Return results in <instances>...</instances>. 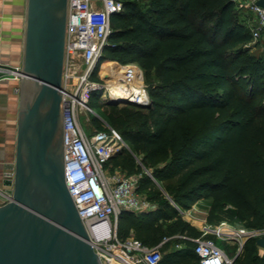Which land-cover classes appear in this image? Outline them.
Segmentation results:
<instances>
[{
	"label": "trees",
	"instance_id": "obj_1",
	"mask_svg": "<svg viewBox=\"0 0 264 264\" xmlns=\"http://www.w3.org/2000/svg\"><path fill=\"white\" fill-rule=\"evenodd\" d=\"M120 1L93 79L105 65L138 64L149 103L121 107L96 90L89 104L129 147L106 166L139 174L138 193L156 208L123 210L117 236L150 247L167 238L157 264H201L192 239L202 233L183 218L201 199L210 224L264 228V61L251 54L249 15L232 0ZM235 263L264 264L257 239L244 241Z\"/></svg>",
	"mask_w": 264,
	"mask_h": 264
},
{
	"label": "water",
	"instance_id": "obj_2",
	"mask_svg": "<svg viewBox=\"0 0 264 264\" xmlns=\"http://www.w3.org/2000/svg\"><path fill=\"white\" fill-rule=\"evenodd\" d=\"M257 5L264 8V0ZM68 14L69 0H27L15 162L6 167L14 168L13 196L0 205V264H103L65 179ZM257 245L264 249V237Z\"/></svg>",
	"mask_w": 264,
	"mask_h": 264
},
{
	"label": "built area",
	"instance_id": "obj_3",
	"mask_svg": "<svg viewBox=\"0 0 264 264\" xmlns=\"http://www.w3.org/2000/svg\"><path fill=\"white\" fill-rule=\"evenodd\" d=\"M239 9L245 8L252 15V42H264V8L259 0H232ZM120 0H69L66 67L63 90L65 179L79 215L88 228L95 251L103 264H157L161 259L159 246L144 245L134 236L121 241L117 236L118 216L123 210L133 212L151 211L156 204L138 193L139 174L108 172L109 159L122 148H129L121 134L107 126L108 131L96 130L89 135L79 119L81 111L95 115L89 100L92 92L101 90L100 81L93 74L104 46L111 34V17L121 12ZM87 68L77 74V62L81 59ZM125 67L120 83L129 86L137 77L135 63ZM21 66L0 65V82L21 81ZM107 94V93H106ZM106 97V96H105ZM113 100V99H105ZM117 102L149 103L143 85L129 100ZM2 194V193H1ZM6 200L13 194H2ZM4 204V203H3ZM207 228L195 242V252L201 264H236L233 256L207 235L213 233L224 239L241 242L249 238L264 237V228ZM167 238H165L166 240Z\"/></svg>",
	"mask_w": 264,
	"mask_h": 264
},
{
	"label": "crops",
	"instance_id": "obj_4",
	"mask_svg": "<svg viewBox=\"0 0 264 264\" xmlns=\"http://www.w3.org/2000/svg\"><path fill=\"white\" fill-rule=\"evenodd\" d=\"M26 8L27 0H0V65L10 67L22 65ZM250 16L252 17L251 14ZM19 92L20 82L12 79L0 82V178L4 177V169L11 164L16 153L20 103ZM125 173L127 174V172ZM202 204L206 207V209H203V214L199 213L197 210L198 205ZM208 210L209 202L203 199L194 204L190 209L184 210L183 218L201 233L207 228L215 229L217 227H224V225L227 224L226 222H221L219 224L208 223ZM208 235L214 236L215 234L209 233ZM165 241L166 240L158 245L159 248ZM228 241L229 244L236 245L232 253L234 257L241 251L240 247L243 245L244 241H242L241 244L235 239ZM176 248H180V245H177ZM164 252H161V259L165 254Z\"/></svg>",
	"mask_w": 264,
	"mask_h": 264
},
{
	"label": "rangeland",
	"instance_id": "obj_5",
	"mask_svg": "<svg viewBox=\"0 0 264 264\" xmlns=\"http://www.w3.org/2000/svg\"><path fill=\"white\" fill-rule=\"evenodd\" d=\"M239 10L241 12V17L243 19L246 18L247 14L249 15L248 16L249 18L247 17L246 21H247L248 26L251 28L252 21L250 20V17H251L250 14L248 13V11L245 8H242V9L239 8ZM249 46H250L249 50H250L251 54H254L258 58H263V61H264V42L250 43ZM121 65L122 64H120V67H121ZM136 66L139 69L141 76H142L141 85H143L145 87L144 72L138 64H136ZM76 67L78 70L77 74L82 75L85 72L87 65L81 58L78 60ZM98 77H99L100 82L103 86L100 90L101 100H105V99H107V98H105V96L107 95L106 93L108 92L109 81H108L107 77L102 73L101 67L98 71ZM19 95H20V92H19ZM19 100H20V97H19ZM109 103H112V102L109 101ZM115 103H118L121 107H123V106H125L126 102H115ZM94 110H95V113H97V115L90 113V112H84V111H81L79 114L80 123H81L83 129L89 135L93 134L96 130H98V124H101L104 127L108 126L107 121H106L107 120L106 114H104L103 109L101 107L94 106ZM14 162H15V155L11 161V164H14ZM4 171H5L4 177L0 178L1 179L0 180V205H2L3 203L6 202V200L2 194L3 193H5V194L11 193L12 194L13 193V185H14V168H6V169H4ZM107 171L108 172H121V173L126 172L121 167H114L113 164H109V166H107ZM140 197L146 198V195L144 193H140ZM201 200H203V199H201ZM203 209H206V207L203 204L198 205L197 210L199 213H202ZM226 223L227 224H225L224 227L232 226L234 228H241V227L245 226L239 222H234V223L226 222ZM213 240L216 244L224 247L226 249V252H228L229 254H232L234 252L236 245L229 244L228 239H224L221 236L214 235Z\"/></svg>",
	"mask_w": 264,
	"mask_h": 264
},
{
	"label": "bare ground",
	"instance_id": "obj_6",
	"mask_svg": "<svg viewBox=\"0 0 264 264\" xmlns=\"http://www.w3.org/2000/svg\"><path fill=\"white\" fill-rule=\"evenodd\" d=\"M102 73L109 81L108 92L105 98L113 100H129L134 93H137L142 83V76L139 69H136L137 77L129 85L124 86L119 80L122 79L125 67L118 65H105L101 68ZM190 221V220H189ZM194 224V223H193ZM231 227H221V230L229 231Z\"/></svg>",
	"mask_w": 264,
	"mask_h": 264
}]
</instances>
